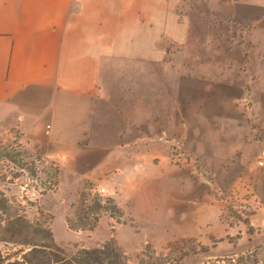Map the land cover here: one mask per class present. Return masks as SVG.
<instances>
[{
  "label": "crops",
  "instance_id": "1",
  "mask_svg": "<svg viewBox=\"0 0 264 264\" xmlns=\"http://www.w3.org/2000/svg\"><path fill=\"white\" fill-rule=\"evenodd\" d=\"M7 116L68 182L105 179L133 222L164 192L180 235L210 227L208 192L257 176L264 197V0H0Z\"/></svg>",
  "mask_w": 264,
  "mask_h": 264
},
{
  "label": "rangeland",
  "instance_id": "2",
  "mask_svg": "<svg viewBox=\"0 0 264 264\" xmlns=\"http://www.w3.org/2000/svg\"><path fill=\"white\" fill-rule=\"evenodd\" d=\"M179 160L178 157L175 159L180 164ZM189 161L186 157L184 163L188 164ZM59 168L55 162L29 148L12 117L0 120V197L10 200L27 220L49 227L55 243L62 248L83 246L93 249L114 241L127 256L129 264H203L210 258L218 257L217 254L253 248L258 244L264 249V213L257 211L259 207L264 210V197L259 196L263 185H259L257 176L254 182L250 181V185H253L247 189L236 187L226 191L221 187L222 193L219 191L216 194L213 190L212 194L208 192L203 195V203H209L211 199L217 209L216 213L212 211L211 216L208 215L211 226L206 224L197 230L189 228V234L180 235V224L177 227L169 226L166 207L159 206L164 192L146 196V208H154V212L142 219L135 212L139 221L133 222L129 213H125L121 207H118V212L96 208L97 202L100 206H118L113 198L100 191L108 185L105 179L97 178L95 183H72L60 174ZM177 179V175L171 174V190L178 188ZM141 207H145L144 200H133V209ZM125 209L128 211L129 207L125 206ZM204 210L205 206L199 213L203 218L202 223L207 218ZM96 213L100 214L99 224L90 230L87 226ZM170 219L175 222L181 218L175 212L170 215ZM213 237L218 242L214 243ZM201 246H208L213 255H186L181 261H175V257L182 252ZM27 250L28 245L0 240V252L12 260L22 259Z\"/></svg>",
  "mask_w": 264,
  "mask_h": 264
},
{
  "label": "trees",
  "instance_id": "3",
  "mask_svg": "<svg viewBox=\"0 0 264 264\" xmlns=\"http://www.w3.org/2000/svg\"><path fill=\"white\" fill-rule=\"evenodd\" d=\"M97 202L96 208H107L105 211H117L118 206H100ZM92 208V206H91ZM100 214L96 213L88 229L97 227ZM87 229V228H82ZM0 240L16 245H28V250L22 259L12 260L0 252V264H129L122 249L114 241H110L100 247L88 249L83 246L62 248L55 243L52 230L40 223L27 220L23 214L11 204L10 200L0 197ZM218 242L214 240V243ZM251 251V249H253ZM243 248L239 251L219 254L216 258H210L203 264H264V249L260 244L255 247ZM171 249V246H169ZM208 246L201 248H190L175 257V261H181L186 255H213L210 254ZM224 255L222 257H219ZM237 255V258H234Z\"/></svg>",
  "mask_w": 264,
  "mask_h": 264
},
{
  "label": "built area",
  "instance_id": "4",
  "mask_svg": "<svg viewBox=\"0 0 264 264\" xmlns=\"http://www.w3.org/2000/svg\"><path fill=\"white\" fill-rule=\"evenodd\" d=\"M100 191H101L102 193H105V192H106V189H105V188H102Z\"/></svg>",
  "mask_w": 264,
  "mask_h": 264
}]
</instances>
